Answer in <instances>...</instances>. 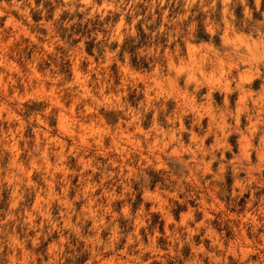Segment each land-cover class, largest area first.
<instances>
[{
    "label": "rangeland",
    "instance_id": "rangeland-1",
    "mask_svg": "<svg viewBox=\"0 0 264 264\" xmlns=\"http://www.w3.org/2000/svg\"><path fill=\"white\" fill-rule=\"evenodd\" d=\"M263 1L0 0V264H264Z\"/></svg>",
    "mask_w": 264,
    "mask_h": 264
},
{
    "label": "trees",
    "instance_id": "trees-1",
    "mask_svg": "<svg viewBox=\"0 0 264 264\" xmlns=\"http://www.w3.org/2000/svg\"><path fill=\"white\" fill-rule=\"evenodd\" d=\"M251 1V0H250ZM263 3H264V1H263ZM250 4H252V3H250ZM252 6V5H251ZM263 4H262V8H263ZM253 7V6H252ZM237 14H238V16L239 17H242V15H241V13L239 12V11H237ZM141 31H142V29H140ZM199 37L200 38H205V39H208V37H209V35L208 34H206V33H201L200 35H199ZM132 41V40H131ZM139 43H137V44H135V45H130V47H127V48H130L129 50L130 51H134V49L137 47V45H138ZM146 66V65H145Z\"/></svg>",
    "mask_w": 264,
    "mask_h": 264
}]
</instances>
